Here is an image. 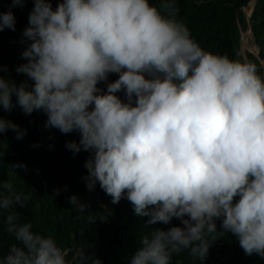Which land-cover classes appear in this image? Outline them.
I'll use <instances>...</instances> for the list:
<instances>
[{
    "label": "clouds",
    "instance_id": "clouds-1",
    "mask_svg": "<svg viewBox=\"0 0 264 264\" xmlns=\"http://www.w3.org/2000/svg\"><path fill=\"white\" fill-rule=\"evenodd\" d=\"M178 13L177 0H33L16 69L33 83L0 74V110L43 111L46 128L79 133L66 147L90 153L86 187L98 182L113 204L126 197L150 226L128 264H173L184 252L203 264L227 233L264 258V76L252 60L203 48ZM5 27L15 30L11 7ZM9 130L26 134L0 115V137ZM29 199L0 180V234L16 241L0 264H101L84 248L69 261L53 234L21 223L14 209ZM67 199L95 222L76 194Z\"/></svg>",
    "mask_w": 264,
    "mask_h": 264
},
{
    "label": "trees",
    "instance_id": "trees-1",
    "mask_svg": "<svg viewBox=\"0 0 264 264\" xmlns=\"http://www.w3.org/2000/svg\"><path fill=\"white\" fill-rule=\"evenodd\" d=\"M250 1L177 0L178 19L206 50L230 58H244L240 40L248 22L243 7ZM57 2L51 0L53 8ZM10 7L15 17V30L5 27L0 31V65L6 67V72L0 74L17 84L25 82L30 87L33 81L16 69L26 62L21 55L28 44L23 30L28 25L33 0H25L23 7L12 6L11 0H0V12H6ZM250 25L259 54L246 52V59L255 62L264 76V0L257 1ZM116 78L117 74H109L107 82ZM107 82H100L98 87L106 90ZM117 94L123 99V92ZM0 115L26 129V134L19 140L11 130L0 137V180H11L16 191L30 196L25 207L16 206L14 209L20 214L19 221L31 222L34 232L53 234L57 244L67 252L69 261L84 248L86 254L98 258L101 264H128L140 237L150 230V226L144 224L146 217L134 215L126 197L113 204L98 182L92 190L86 187L82 177L87 173L84 163L90 153L83 149L73 153L66 147L67 141H79V133L62 134L58 129L46 128L47 116L43 111L25 114L15 106L10 113L0 110ZM56 189H59L58 195ZM73 194L87 205L86 213L89 212L95 222H89L87 214H78L71 207L67 197ZM171 224L179 225L180 221L174 218ZM157 226L167 228L170 225ZM219 227L220 221L217 220ZM13 243H16L14 237L6 231L0 234V254H6L8 246ZM173 264L202 262L193 261L184 252L173 257ZM203 264H264V258L246 255L236 237L227 233L211 244Z\"/></svg>",
    "mask_w": 264,
    "mask_h": 264
},
{
    "label": "rangeland",
    "instance_id": "rangeland-1",
    "mask_svg": "<svg viewBox=\"0 0 264 264\" xmlns=\"http://www.w3.org/2000/svg\"><path fill=\"white\" fill-rule=\"evenodd\" d=\"M251 3H249L245 8H243V12L245 16L247 17L249 14H247L248 9H250ZM252 11V8H251ZM250 11V12H251ZM241 51L244 57H246V52H251L255 55L258 54V48L254 43V38L251 32H249V28L246 30H242L241 32Z\"/></svg>",
    "mask_w": 264,
    "mask_h": 264
},
{
    "label": "water",
    "instance_id": "water-1",
    "mask_svg": "<svg viewBox=\"0 0 264 264\" xmlns=\"http://www.w3.org/2000/svg\"><path fill=\"white\" fill-rule=\"evenodd\" d=\"M257 1L258 0H251L249 3H251L252 4V11L250 12V14L246 17V19H247V22H248V26H247V29L249 28V30H250V32H251V34H252V31H251V25H250V21H251V15H252V13L254 12V10H255V8H256V5H257ZM248 3V4H249ZM247 4V5H248ZM246 5V6H247ZM245 6V7H246ZM245 7H243V8H245ZM240 50H241V41H240ZM241 53H242V51H241ZM258 54H259V51H258ZM257 54V55H258ZM243 55V54H242ZM244 57V56H243ZM245 59H246V57H244ZM262 63H263V65H264V62L262 61Z\"/></svg>",
    "mask_w": 264,
    "mask_h": 264
},
{
    "label": "bare ground",
    "instance_id": "bare-ground-1",
    "mask_svg": "<svg viewBox=\"0 0 264 264\" xmlns=\"http://www.w3.org/2000/svg\"><path fill=\"white\" fill-rule=\"evenodd\" d=\"M251 8H252V4H251V6H250V9L246 10V11H247V14H249V13H250V11H251ZM249 32H250V30H249Z\"/></svg>",
    "mask_w": 264,
    "mask_h": 264
}]
</instances>
